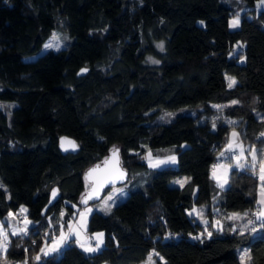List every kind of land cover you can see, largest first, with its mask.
Segmentation results:
<instances>
[{"label":"trees","instance_id":"trees-1","mask_svg":"<svg viewBox=\"0 0 264 264\" xmlns=\"http://www.w3.org/2000/svg\"><path fill=\"white\" fill-rule=\"evenodd\" d=\"M242 1L250 9L231 28L236 0H0V102H13L9 111L0 104V216L25 204L31 219L26 235L10 234L0 264H134L151 253L155 264H242L245 246V264H264V227L249 229L259 210L257 169L231 168L223 188L212 175L234 126L242 142L264 152L257 135L264 127V7ZM58 27L69 42L41 52ZM82 67L88 69L80 74ZM217 103L239 122L213 127L200 120ZM180 106L186 108L176 112ZM162 110L176 113L161 120ZM61 134L76 138L80 149L62 152ZM115 145L133 186L110 211L91 213L88 228L104 230V243L86 252L71 238L45 256V241L88 185L87 167ZM168 146L176 163L150 167L147 149ZM159 175L166 182L186 175L183 186H169L172 205L161 198ZM55 184L61 196L43 213ZM195 206H205L210 230L190 213ZM233 210L248 212L245 229L231 219L214 225Z\"/></svg>","mask_w":264,"mask_h":264},{"label":"rangeland","instance_id":"rangeland-1","mask_svg":"<svg viewBox=\"0 0 264 264\" xmlns=\"http://www.w3.org/2000/svg\"><path fill=\"white\" fill-rule=\"evenodd\" d=\"M227 1L229 3H232V0H227ZM236 1L237 2L234 5H235V9H236L237 13L240 14V23H241V19H242L241 13L249 11L248 9H250V6L246 3H244L242 0H236ZM262 7H264V3H261V0H257L255 3L254 10H260ZM237 13L233 14L230 17V21L233 19V17ZM249 15H252V11L249 12ZM54 36L56 37V39H53ZM70 38H71V36H70ZM70 38H69V35L67 34V32L62 27H58V28H55L54 30H52L49 38L44 43V46L46 44L51 43L53 45L58 44L59 48H60V47L65 46L69 42ZM239 43H237L235 45V49L239 48L240 45H243V43H241V41ZM160 44H163V47H164V41L163 40H155V45L157 46L158 49H161L160 47H158V45H160ZM44 46H43L41 52L49 49V48L46 49ZM52 48L57 49L56 47H52ZM149 60L151 62L152 61H158V58L155 56H149ZM230 77L235 78V76H233V75H230ZM235 80H236V78H235ZM233 101H235V100H233ZM0 104L6 111H9L13 102L2 101V102H0ZM215 105L220 106L219 108H217L218 110H216L212 114L202 115L200 120H202V121L209 120L212 122V124H215V125L222 120L223 121H228V120L230 121L231 120L233 123H236L239 121V118H234V117L230 118L229 116H226L224 114L223 106L221 103H217ZM184 108H186V106H180L179 108L176 109V112L183 111ZM176 112L173 110H170V111L162 110L159 112L158 116L161 120H167V119L171 118ZM168 114H171V115H168ZM233 132H236L239 135L236 137H233L232 136ZM230 142L233 145L232 151H228V146H229ZM236 145H239V147H237ZM241 149H243V153L241 152ZM250 149H252L254 151H250ZM221 153H224V155H221ZM149 154H151V157H152L151 161L148 159ZM229 155H232V159L228 158ZM169 156H175L174 150L170 146L163 148V149H160V150H157V151H154L152 149H147V151L145 153V160L150 164V163H155L157 158L165 159ZM219 156L222 157L223 160H221L220 163L215 165L216 167H214V169L216 168L217 170L215 169L216 171L213 172L212 175L221 188H223L229 184V176H230L231 168L240 167V165H243V167H245L246 165H251L252 167L257 168L260 171L261 167L264 166V159H262L263 154L260 152L259 147L256 144H253V143L251 144L250 142H248V143L242 142L241 136H240V130L235 126L232 127L230 132L228 133V136L226 137L225 145L221 149ZM253 156H255V160L253 159ZM238 157H239V159H238ZM167 164H171V163H167ZM167 164H164V165H167ZM161 166H163V165H161ZM243 167H240V168H243ZM185 179H186V175H183L181 177H175L171 181L166 182L161 175L157 176L155 178V184L161 193V198L164 201L167 200L170 203V205H172L173 203H172V200L169 196V186L171 184H178L177 181L183 182V181H185ZM225 179L227 180V183L224 182ZM132 184L133 183L131 182V180H128L127 182L120 183V184H114L111 187H109V189L105 192V194L100 199L93 201V202H90L86 205H80L79 203L73 202V205H74L73 213L66 219V221H63L61 228L58 229L59 231L57 230L58 233L55 235V238L51 239V237H50L49 239H51V240L45 241L44 247H46V246H48V248L52 247L55 244V242L58 241L62 232L65 234H68V232H69L68 225L69 224L72 226V229H74L75 231L70 236V238L67 242H69L71 238H74V240L76 242L79 241V244L83 243L84 245H87V247L88 246L95 247L98 243V240H97L95 234L103 233L102 240L104 243V237H105L104 230L97 229L94 231H90L88 228L89 217H90L91 213L95 210H99L102 212H108L107 209L111 210V208L113 207L114 204L123 200L127 196V194L129 193V190L133 186ZM260 186H262L261 180H260ZM195 207L196 208H194L193 211H191L190 213H194L199 219H201L203 221V223H204L203 229L210 230V227H211L210 220L205 215V213H206L205 206H199V207L195 206ZM22 208L27 210L26 212H23L26 215V224H19L16 221L17 215L19 213H22L21 212ZM88 209H91V211H88ZM263 209H264V205H263ZM63 211H65V208L62 210L61 213H63ZM231 212L233 214H238L240 216H245V217H247V215H248L247 211H235V210H233ZM258 212H260V210ZM9 213H13L14 215L10 216ZM9 213L5 217L0 216V223L3 224L4 230L8 233L7 240H9V238L11 237L10 234L12 232L16 231L20 234V230L27 228V225L30 224L27 222H29V221L31 222V219L29 218V215H28V208L25 204H22L16 211L11 210ZM245 214H247V215H245ZM205 217H207V219ZM5 218H7L9 221L8 222L9 223L8 227L10 228L9 232H8V227L5 226V222H4ZM214 224H216V223H214ZM77 233H78V235H77ZM0 239H2V238H0ZM49 242H50V245H49ZM0 254L4 258L6 257L5 253L0 252ZM150 257H151V259H149ZM155 262H156V256L154 255V253H151L149 255V257L144 262L134 263V264H155ZM20 264H22V263H20ZM105 264H109V263L105 262Z\"/></svg>","mask_w":264,"mask_h":264},{"label":"snow or ice","instance_id":"snow-or-ice-1","mask_svg":"<svg viewBox=\"0 0 264 264\" xmlns=\"http://www.w3.org/2000/svg\"><path fill=\"white\" fill-rule=\"evenodd\" d=\"M261 3H264V0H261ZM200 23L203 24V21H201ZM239 25H240V14L237 13L233 17V19L229 22V26L231 28H237V27H239ZM53 39H56V37L54 36ZM44 47L46 49L47 48H52V47L59 48V45L58 44L57 45H53V44L49 43V44H46ZM158 47H160L161 49H163V44L158 45ZM152 62L153 63H159V61H152ZM86 71H87V69H81V72H86ZM227 79L229 80L228 87L229 88H232L236 84L235 78L234 77H227ZM232 103L233 104H236V103H238V101H232ZM216 107L219 108L220 106L217 105ZM168 115H171V114H168ZM230 123H233V122L230 121ZM213 127H215V124H213ZM238 135L239 134L236 133V132H233L232 133V136L233 137H236ZM260 135L262 137H264V133H261ZM65 141H67L68 142V145L71 146L73 149H75L76 147H78V145H76V143L74 141H70V140H68V138L62 137L61 138V147L62 148H65V143H64ZM236 146L239 147V145H236ZM232 149H233V145L230 142L229 143V146H228V151H232ZM65 150H67V148H65ZM250 151H254V150L250 149ZM241 152L243 153V149H241ZM118 153H119V149L115 148V146H114L113 156H115L117 158V161H116L117 163H119V161H118ZM221 155H224V153H221ZM148 159L150 161L152 160L151 154H149ZM238 159H239V157H238ZM253 159L255 160V156H253ZM104 163L105 164L108 163V158H106V160H105ZM167 163H172V164L176 163V157L175 156H169V157H167L165 159H159V158H157L156 161H155V163H150V167H152V168H158L161 165H164V164H167ZM214 167H216V166H214ZM240 167H243V165H240ZM99 168H100V165H97L96 168L90 170V172H89L88 175H91L92 172L96 171ZM116 178H122V174L120 176H117ZM260 180L262 181L261 196L264 197V166H262L261 169H260ZM224 182L227 183V180L225 179ZM177 183H181V186H183V182L177 181ZM0 187H3V185H0ZM55 196H56V191L54 190L53 197H55ZM91 198H92L91 195L86 196L82 202L86 204L87 203V200L88 199H91ZM259 203L262 204V205H264V198H262L259 201ZM107 210L110 211V209H107ZM26 211H27L26 209H23V208L21 209V212H26ZM88 211H91V209H88ZM9 215L12 216L14 214L13 213H9ZM236 215H238V214H234L233 217H229V219L234 218ZM245 215H247V214H245ZM256 217H257L258 220L264 221V211H261V212L256 213ZM27 223H31V222L29 221ZM252 223H254V222L250 220L249 221V224H252ZM261 227H264V223L261 224ZM68 228H69L68 234H65V233L62 232L61 235H60V237H59V239H58V241L55 242V244L52 247L48 248L47 250L41 249V252H43L45 256H47L50 252H56V251H58L60 249V247L62 245H64L69 240L70 236L73 234V232L75 230L72 229V226L70 224L68 225ZM251 230L253 232H255L256 231V228L253 227ZM20 233H23L24 235H26L27 234V228L21 229L20 230ZM11 234L13 236H15V235H18L19 233L16 232V231H14ZM77 235H78V233H77ZM95 235H96V238L98 240V243H97L96 247H91V246L85 247V245L83 243H80V247L83 248L86 252H95V251H97L100 248L101 244L103 243V240H102L103 233H97ZM210 235H211V233H209V236ZM7 237H8V233L4 230L3 224L0 223V238H2V239H0V252H3L5 254L7 253V248H8ZM77 243H79V241H77ZM246 256H248V253L247 252H245L242 255V257H241L242 264H245V257ZM34 259L35 260H40L41 257L40 256H36V257H34ZM149 259H151V257ZM249 259H250V257H249Z\"/></svg>","mask_w":264,"mask_h":264},{"label":"water","instance_id":"water-1","mask_svg":"<svg viewBox=\"0 0 264 264\" xmlns=\"http://www.w3.org/2000/svg\"><path fill=\"white\" fill-rule=\"evenodd\" d=\"M81 69H88V68L82 67ZM81 69L79 70V73L80 74L85 73V72H81ZM62 137H66L68 138V140L74 141L76 145H78V147L73 149L71 146L68 145V142L65 141L64 142L65 148H67V150H65V148L61 147ZM59 147L62 152H68V151L77 152L80 149V143L76 138L70 135L61 134L59 136ZM115 148L119 149V153H118L119 163L116 162L117 158L113 156L114 146H112L103 158L95 161L94 163H92L90 166L87 167L85 171V177L88 180V185L78 200V203L80 205H86L90 202L96 201L100 199L105 194L107 189L111 187L112 185L120 184V183H124L128 181L130 177V170L124 164L121 148L118 145H115ZM106 158H108L107 164L104 163ZM97 165H100V168L92 172L91 175H88L90 170L96 168ZM121 174H122V178H116L117 176H120ZM54 190L56 191L55 197H53ZM89 195H91L92 198L88 199L86 204L83 203L82 201L84 200V198ZM60 196H61L60 187L57 184L53 185L50 190L49 201L44 207L43 213H46L48 206L53 204Z\"/></svg>","mask_w":264,"mask_h":264},{"label":"crops","instance_id":"crops-1","mask_svg":"<svg viewBox=\"0 0 264 264\" xmlns=\"http://www.w3.org/2000/svg\"><path fill=\"white\" fill-rule=\"evenodd\" d=\"M231 118V117H230ZM233 118V117H232ZM234 118H236V117H234ZM229 121V120H228ZM231 121V120H230ZM232 122V121H231ZM239 122V121H238ZM238 122H236V123H238ZM253 144H255V143H253ZM262 159H264V152H263V158ZM257 167V166H256ZM216 169V168H215ZM215 169H213V172H215L216 170ZM257 169V168H256ZM257 171H258V174H259V180H260V171L257 169ZM261 191H262V186H260V188H259V193H258V205H259V210H260V212L261 211H264V209H263V205L262 204H260L259 203V201L262 199V198H264V197H262L261 196ZM61 214H63V213H61ZM233 213L232 212H226V213H221L218 217H216V218H214V223H216V224H214L216 227H221V226H223V224H224V222H225V220H230L229 219V217H233ZM231 220H237L238 221V223H239V225H240V228L243 230V229H245L247 226H248V216L247 217H245V216H240V215H236L234 218H232ZM53 238H55V235L54 236H52V238L51 239H53ZM50 239V240H51ZM49 245H50V242H49ZM65 245V244H64ZM64 245L62 246V247H60V249L58 250V251H60L63 247H64ZM43 249H45V250H47L48 249V246H46V247H44ZM245 252H247L248 253V256H246L245 257V262H247V261H249L250 259H249V257H250V251H249V248L247 247V246H245V247H241V248H239V255H240V259H241V257H242V255L245 253Z\"/></svg>","mask_w":264,"mask_h":264},{"label":"built area","instance_id":"built-area-1","mask_svg":"<svg viewBox=\"0 0 264 264\" xmlns=\"http://www.w3.org/2000/svg\"><path fill=\"white\" fill-rule=\"evenodd\" d=\"M261 133H264V127H263L262 129H260V130L257 132L258 137H262V136L260 135ZM221 160H223V158H222V157H218V158L216 159V161H215L214 166H215L216 164L220 163ZM214 166H213V167H214ZM213 169H214V168H213ZM258 211H259V210H258ZM258 211L254 212L253 214L250 215L249 221L251 220V221L254 222V223H252V224H249V229H250V230H251L253 227L256 228V231L261 230V229L263 228V227H261V224L264 223V221H262V220H258L257 217H256V213H258ZM16 221H17L19 224H26V215H25L23 212H22V213H19V214L17 215V220H16ZM27 227H28V225H27ZM237 228H238V224H237V223H233V224H232V231H236ZM35 230H37V228H36ZM220 232H221L222 234L224 233L223 230H221ZM7 241L9 242V240H7ZM48 241H49V240H48Z\"/></svg>","mask_w":264,"mask_h":264}]
</instances>
